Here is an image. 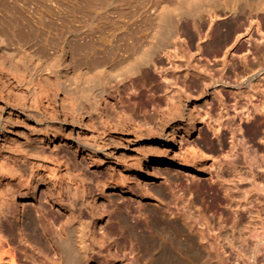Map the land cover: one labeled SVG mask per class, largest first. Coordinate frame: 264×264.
<instances>
[{
  "label": "rangeland",
  "instance_id": "obj_1",
  "mask_svg": "<svg viewBox=\"0 0 264 264\" xmlns=\"http://www.w3.org/2000/svg\"><path fill=\"white\" fill-rule=\"evenodd\" d=\"M46 1L0 0L2 150L10 152L20 140L37 139L41 148L34 155L48 163L50 159H54L51 163L53 165L57 164L59 156H63L75 166L78 165V160L72 144L103 135L115 136L123 144L121 152L130 155L129 157L147 153L166 160L165 163H157L151 165L149 170H144L145 174L141 177L144 179L143 184L155 194V199L143 202L144 214L140 220L145 222L151 219L149 208L163 210L162 198L163 202L170 203L173 208L181 202L188 204L195 214L202 217L200 228L205 233L204 239L201 240L198 229L190 231L186 228L185 231L178 232V239L192 235L195 238L191 252L182 254L181 264H264V250H258V238L252 237V225L249 223L255 218H264V201L258 199L257 191L248 179L239 181L245 185L248 198H241L238 203L231 201L232 191L226 190L219 182L221 175L229 170L224 165H218L219 160L227 158L224 154L236 151L239 165L246 171L249 163L256 165L253 156L257 147L246 148L236 136L239 135L238 132L233 133L237 138L232 139L228 134L229 122H225L219 132L225 133L222 141L226 147L225 153H211L203 159L197 154L205 135L210 142L218 144L217 136L212 133L213 128L209 125L211 117L209 113L206 114L208 110L212 114L221 113L223 121H239L241 114H253L255 103L262 100L260 90H264V79L261 74L256 76L254 70L261 62L264 52L262 19H256L254 26L246 27L240 42L243 50L230 49L233 43L220 52L207 54L204 50L207 45L214 50L212 38L217 24H226L227 27L226 22L231 19L228 21L226 18L244 14L251 0ZM59 11L62 13L59 14ZM101 18L104 19L100 20ZM187 20L192 22L191 32L176 36L166 48L157 47L154 53L157 57L156 66L141 63L119 83L125 82L126 86H121L118 99L112 98L109 104L101 101L97 108L91 105L89 97L93 90L89 71L92 64L87 50L89 51V42L93 40L88 35L92 26L97 23L100 25L96 26L99 29L105 24L111 30L119 27V30H123L126 27L125 30L129 29L130 32L123 36L124 39L122 36L115 38L117 43L127 44L131 40L147 43L148 32L160 29L162 36L163 31L175 26H180L185 31ZM100 35L98 32L96 39ZM161 36L158 38L159 44L163 41ZM86 38L88 39L85 40ZM61 43L68 48L66 56L50 63L61 51ZM19 46L40 54L41 61L45 63L43 68H50L53 72L47 73L46 69L42 71L43 84L41 94L36 98L37 102L31 76L25 77V72L20 71L21 64L10 54L16 49L19 57ZM205 71L216 78L223 75L224 81L231 82L221 84L219 89L222 100L213 93L215 79L204 80ZM252 75L254 77L249 83L248 79ZM77 77L78 85L74 86ZM110 80L111 84L116 85L115 77ZM110 85L106 87L107 92ZM96 92L99 97L104 93L99 84ZM193 104L199 105L201 113H205L196 130H192L189 120ZM256 114L257 111L250 117L254 119ZM259 123L263 132L264 117H261ZM215 124L217 126L218 122ZM47 132H55L56 135L50 133L47 136ZM261 149L264 151V143ZM130 181L134 183L136 178H131ZM113 194L118 202L123 200L119 194ZM216 194L219 195L218 199ZM237 194L242 197L239 192ZM128 198L132 199L131 196ZM248 201L251 203H247ZM44 203L48 210L54 209L50 201L45 199ZM138 203L135 200L133 204L136 207ZM168 212L167 217L174 227L172 219L175 215ZM23 213L25 215V211ZM179 221L185 225L182 219ZM24 223L23 220V227ZM15 230L19 236L18 228L15 227ZM42 238L46 242L43 235ZM152 258L147 255L146 264H154L156 256Z\"/></svg>",
  "mask_w": 264,
  "mask_h": 264
},
{
  "label": "bare ground",
  "instance_id": "obj_2",
  "mask_svg": "<svg viewBox=\"0 0 264 264\" xmlns=\"http://www.w3.org/2000/svg\"><path fill=\"white\" fill-rule=\"evenodd\" d=\"M61 13L59 11V14ZM259 18L264 21V0H251L247 4L244 14L230 15V18H226L227 20L231 19L230 22H226L227 27L226 24H217L212 38L215 48L212 50L210 45H207V47L204 46V50L207 54L213 51L220 52L232 43L230 49L243 50V46L240 44L241 36H243L246 27L254 26V21ZM110 19L113 21L111 17ZM96 26H98L97 23ZM96 26L90 28L88 35L93 40L91 43L89 42V51L86 49L92 64L89 81H91L93 92L89 99L95 108L101 101L109 104L112 98L118 99L121 86H126L125 82L119 83L123 82L126 75L129 72H134L141 63L146 62L156 66L157 57L154 56V53L157 47L166 48L176 36L189 34L193 29L192 22L187 20L186 26H184L185 31H182L180 26H175L173 29L163 31L161 36L160 29H155L151 33L148 32L149 35L146 33L148 35L147 43L131 40V43L121 44L117 43L115 38L120 36L123 38L130 32L129 29L127 31L124 27L123 30H119V27L111 30L110 26L107 29L105 24L99 29L100 25ZM98 32L101 35L96 39L95 36ZM160 36L163 41L159 44L157 42ZM88 38L90 37L88 36ZM62 47L50 63L57 62L58 59L66 56L68 48L66 49L63 45ZM18 50L19 57L16 55V49L10 54L17 63L21 64L20 71L25 72V77L31 76L30 80L34 83V98L37 102L36 98L41 94L43 84L41 74L47 67L43 68L45 63L41 61L42 57L40 54H35L33 49L28 51L19 46ZM58 56L61 57L58 58ZM46 70H48L47 73H53L50 68ZM254 70H256V76L261 74V78L264 79V52L261 62ZM79 77L75 79L74 86L78 85ZM111 77L117 79L116 85L111 84ZM203 77L204 80L215 79H213L215 82L213 93L222 100L219 88L226 81H224L223 75L216 78L205 71ZM252 77L254 76L252 75L248 79L249 83L252 81ZM226 82L231 83L230 81ZM98 84L104 92L100 97L96 92ZM108 84H111L109 92L106 89ZM260 93L262 100L260 103H255L253 112L257 111L258 114L254 116V119L250 117L254 113H249L247 116L241 114L239 121H223L221 113L212 114L208 110L206 114L209 113L211 117L209 125L213 128L212 133L217 136L218 144L210 142L205 135L197 152L202 159L211 153H225L226 147L222 143L225 133L219 134L221 126L225 122H229L228 134L232 139L240 138L246 148L257 147L253 156L256 165H253L252 162L249 163L246 171L239 165L237 153L234 150L224 154L227 158L219 160L218 165L229 168L221 175L219 182L226 190L232 191L231 201L237 203L241 202V198H248L247 191L244 190L245 185L239 182L242 179H248L250 185L257 191L258 199L264 201V151L261 149L264 143V131L262 132L259 123L261 117H264V90H260ZM201 111L199 105H192L189 116L192 130H196L201 117H205V113H201ZM1 120L0 118V122ZM214 122H218L217 126ZM236 132L239 134H236L237 137L233 135ZM50 133L56 135L55 132H47L46 135L49 136ZM3 134L6 135V132ZM256 142L257 145H255ZM40 144L37 139H26L20 140L18 147H14V150L10 152H5L0 147V264H146L147 255H150L151 259H153L152 256H156L154 264H172L174 262L181 264L182 254L191 252L195 238L192 235L178 239V232H183L186 228L190 231L198 229L201 240L204 239L205 233L203 234L204 231L200 228L203 222L202 217L195 214L188 204L185 205L182 202L173 208L170 203L163 202L162 198L161 203H163L164 209L161 211L149 208L151 219L145 222L140 220L144 214L143 202L147 199H155V194L144 186V179L141 177L145 174V168L149 170L151 165L165 163L164 158L153 157L147 153L129 157L130 155L121 152L123 144L118 138L103 135L72 144L78 165L73 166V162L63 156H59L57 164L53 165L51 163L54 162V159H50V163H48L34 155L41 148ZM47 164L51 165L47 166ZM81 165L82 167H80ZM134 177L136 181L131 183L130 180ZM237 192L242 197H238ZM113 193L119 194L123 200L118 202ZM129 196L132 199L128 198ZM218 197L219 195L216 194V199ZM45 199L50 201L54 209H47L44 203ZM135 200L139 202L136 207L133 204ZM168 211L175 215L172 219L174 227L167 217ZM179 219H182L185 225ZM23 220L25 227L22 226ZM249 223L252 225H250L253 231L252 237L258 238V240L256 239L258 250H264V218H255ZM15 227L19 230V236H17ZM42 235L46 238V242Z\"/></svg>",
  "mask_w": 264,
  "mask_h": 264
}]
</instances>
